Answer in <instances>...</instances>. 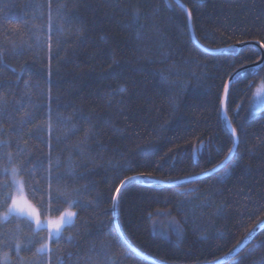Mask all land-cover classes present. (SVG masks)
Returning <instances> with one entry per match:
<instances>
[{
    "label": "trees",
    "instance_id": "1",
    "mask_svg": "<svg viewBox=\"0 0 264 264\" xmlns=\"http://www.w3.org/2000/svg\"><path fill=\"white\" fill-rule=\"evenodd\" d=\"M51 3L54 23L61 5L69 22L60 21L64 35L52 36L49 66V52L45 45L36 47L32 27L46 23L48 0H0V47L6 49L0 84H12L0 87L10 113L0 124V140L12 143L13 153L17 141L21 146L27 141L32 155L42 158L48 150L34 138L37 127L30 124L21 135L13 129L21 128L19 120L26 111L40 125L50 108L52 136L61 134L59 142L52 140L60 173H65L71 156L78 175L75 180L66 177V182L87 189L83 203L98 198L93 207L79 212L75 227L65 233L73 241L52 245V264H59V259L64 264H87L109 238V228L119 231L115 215L105 214L112 211L115 164L132 169L121 176L152 172V183L136 182L122 190L124 199L118 206L122 230L136 249L164 264H213L233 253L255 229L257 218L264 217V109L255 113L248 106L246 85L256 77L235 84L241 110L228 115L238 130L243 125L238 155L210 175L226 161L232 146L223 118L217 115L216 97L226 74L241 69V62L248 67L262 59L264 48L256 42L264 43V0H180L192 11L194 36L190 25L185 27L186 14L176 0ZM137 9L140 19L134 24ZM76 28L83 29L79 36ZM230 46L238 54H216ZM25 82L31 87L26 89ZM21 104L24 107L17 112ZM81 116H89L90 123ZM72 125L78 131L64 138L63 130ZM90 125L94 135L82 143ZM208 137L210 154L197 148ZM189 179L193 182L185 183ZM188 189L198 191L180 195ZM177 224L179 234L173 230ZM4 250L9 251L11 264H19L10 248ZM113 251L124 255L128 250ZM19 257L26 264L47 259L23 246ZM123 264L154 263L133 253ZM222 264H264V230Z\"/></svg>",
    "mask_w": 264,
    "mask_h": 264
},
{
    "label": "snow or ice",
    "instance_id": "2",
    "mask_svg": "<svg viewBox=\"0 0 264 264\" xmlns=\"http://www.w3.org/2000/svg\"><path fill=\"white\" fill-rule=\"evenodd\" d=\"M176 4L185 12V27H188L192 24L191 9L181 4L180 0H176ZM40 7V5H37V8ZM51 8V0H48L46 23L44 25H32L36 29L33 33L36 47L40 48L45 45L49 52V66L51 63L52 36L53 34H65V28L60 21L65 20L66 17L64 6L61 5L57 8L56 21L54 23ZM139 19V10H134L133 23L136 24ZM65 22L69 21L65 20ZM68 31L71 33V29ZM82 32V28L75 29V35L77 36L82 34ZM256 43L260 48H264V43L261 41ZM57 44H59V40ZM28 46L31 47L32 45ZM13 48H16L15 44H13ZM5 51V48L0 47V63H3ZM209 51L211 50L209 49ZM15 54L20 55L22 53L16 51ZM216 54L238 53L235 47L230 46L220 49ZM260 55L264 58V53ZM241 67L243 71L237 70L231 75L226 74V78L222 82L216 97L217 115L218 118H223L224 128L232 145L228 149V156L226 157L228 162L237 158L239 138L243 132V125L238 130L228 115L230 111L238 114L241 110V102H238L235 96V84L240 80L248 81L253 76L256 77V79L246 85V94L251 97V100L248 101V106L249 108L252 107V101H256L257 106L264 103V76L260 75L261 72H264V65L257 60L251 70L244 67L243 62H241ZM13 71L15 72V69ZM164 79L167 80L166 77ZM0 87H12V84H0ZM30 87L25 82V88ZM50 93L51 89L49 88V100ZM8 103L4 96H0V124L10 115L7 108ZM31 106L33 108L37 107L35 104ZM23 107L21 104L16 108V111L20 112ZM36 119L37 117L32 112H24L19 120L21 128L19 130L13 129V131L17 135H21L24 127L30 124L37 127L38 134L34 138L48 150L42 158L32 155L27 141H23L24 146H21V141H17L15 145L16 151L13 153L9 150L12 147V143L7 140H0V264H11L9 251L4 250L9 248L19 258V264H26L23 258L19 257L22 246L25 251L31 252L34 249V255L37 257H46L47 259L43 261V264H52V245H58L62 240L71 243L74 237L72 235L65 236V233L75 227L80 219L79 212L98 203V198L96 201H88L87 204L83 203L82 198L87 189H81L75 183L66 182V177H72L75 180L78 175L71 156L67 159L65 173L63 175L60 173V157L53 156L52 140L56 139L59 142L61 134L58 133L55 137L52 136L53 124L50 108L46 121H42L38 125L36 124ZM81 119L86 123H90L91 120L89 116H81ZM64 122L66 124V120ZM77 131L78 129L75 125L66 126L62 135L67 138L70 133L76 134ZM0 134H2V130H0ZM92 135H94V125H90L89 128L84 130V141L82 143H86ZM29 138H32L31 133ZM197 148L206 150L210 154L212 149L211 137H208L207 143L204 140H200ZM77 150L83 154V149L79 144L77 145ZM156 166L159 167V165ZM224 166L226 167L227 165L225 164ZM112 167L115 169L117 176L116 183L110 193L109 203L112 211L105 213L106 215H115V210L124 199L122 190L127 191L128 186L136 182L143 184L152 183L151 171H140L135 175L121 176L119 173L131 171L132 169L127 165L119 164L112 165ZM216 171L217 168L214 167L209 171V174L215 175ZM192 182L191 179L185 181V183ZM175 183V181L169 182V184ZM197 191L198 189H188L180 193V195L191 196ZM157 215H161V213L158 212ZM166 215H170V213ZM100 226L103 227V221L100 222ZM116 226H119L118 220L116 221ZM253 227L264 230V217H258L257 224L253 225ZM173 230L179 234V225L177 224ZM107 236L109 238L102 242L101 251L96 256H89L87 264H123V261L128 259L131 254H139L138 250L129 244L122 230L116 231V228H109ZM253 236L254 233L249 231L244 239L249 240ZM116 248H126L128 251L126 254L120 255L118 252L113 251ZM68 255L71 258L72 254L69 253ZM29 264H37V262L32 261ZM59 264H64L63 259H59Z\"/></svg>",
    "mask_w": 264,
    "mask_h": 264
},
{
    "label": "water",
    "instance_id": "3",
    "mask_svg": "<svg viewBox=\"0 0 264 264\" xmlns=\"http://www.w3.org/2000/svg\"><path fill=\"white\" fill-rule=\"evenodd\" d=\"M190 27H191V31H192V34H193V36H194V29H193V24H191L190 25ZM211 53H215L216 51H210ZM264 53V52H263ZM261 64H263L264 63V58H262L261 60ZM255 65V64H254ZM254 65H251V66H248L247 68H253L254 67ZM239 71H243V68H241V69H239ZM229 162L226 160L220 167H218L217 168V171L218 170H221V169H223L225 166V164L227 165ZM216 171V172H217ZM115 218H116V221L118 220L119 221V226H118V230L119 231H121L122 230V227H121V223H120V220H119V216H118V207H117V209L115 210ZM123 231V230H122ZM258 231H260L259 229H257V228H255L252 232L254 233V235L255 234H257V232ZM124 233V232H123ZM250 240V239H249ZM249 240H244L243 241V243H241V245H239V247L237 248V249H235V251L233 252V253H231L230 255H228L227 257H225V258H223V259H221L220 261H217L216 263H213V264H222V263H225V262H227V261H229L230 259H232V258H234L237 254H239L240 252H241V250L246 246V244L249 242ZM128 242H129V240H128ZM129 244L131 245V246H133L130 242H129ZM134 247V246H133ZM138 250V249H137ZM138 253L139 254H137V255H139L141 258H143V259H145V260H147V261H149V262H151V263H154V264H164V263H160V262H158L157 260H155V259H153V258H151V257H149V256H147V255H145V254H143L142 252H140L139 250H138Z\"/></svg>",
    "mask_w": 264,
    "mask_h": 264
},
{
    "label": "rangeland",
    "instance_id": "4",
    "mask_svg": "<svg viewBox=\"0 0 264 264\" xmlns=\"http://www.w3.org/2000/svg\"><path fill=\"white\" fill-rule=\"evenodd\" d=\"M263 109H264V103H261L259 106H257V102L254 101L253 106H252L253 112L258 113L262 111Z\"/></svg>",
    "mask_w": 264,
    "mask_h": 264
}]
</instances>
